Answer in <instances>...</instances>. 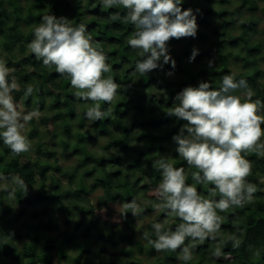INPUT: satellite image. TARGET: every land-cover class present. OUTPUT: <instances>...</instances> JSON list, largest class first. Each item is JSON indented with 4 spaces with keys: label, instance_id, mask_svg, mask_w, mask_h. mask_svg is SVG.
I'll use <instances>...</instances> for the list:
<instances>
[{
    "label": "trees",
    "instance_id": "1",
    "mask_svg": "<svg viewBox=\"0 0 264 264\" xmlns=\"http://www.w3.org/2000/svg\"><path fill=\"white\" fill-rule=\"evenodd\" d=\"M188 8L197 17L196 37L171 39L168 48L175 67L165 64L141 77L132 75L141 59L139 50L127 44L134 26L108 19L116 12L125 15L122 6L104 8L101 0H0V59L15 69L13 75L20 85L12 96L22 104L23 112L38 109L41 117H34L24 134L30 141L36 138L28 152L14 155L0 139V177H5L0 179V264H53L55 260L57 264H264V154H243L252 164L247 180L257 187L252 201L241 211L240 207L218 210L223 222L216 239L196 242L193 258L185 263L179 259L180 249L157 252L137 232L132 234L101 219L87 197L100 189L97 202L109 210L111 202L135 199L142 211L137 217L130 213L132 225L143 219L141 233L147 231L151 239H155V222L167 219L165 228L174 230L180 219L155 210L149 201L158 202L157 197L145 192L150 185H159L161 174L152 168V161L164 155L174 167L185 168L187 184L206 198H220L218 194L209 197L214 185L196 184L191 177L196 169L178 157L172 137L186 121L167 111L183 88L198 86L200 81L219 88L225 74L246 80L254 92L253 100L264 101V26L260 30L263 17L257 13H264V2L184 0L182 9ZM48 14L67 17L73 26L85 24L108 56L112 70L105 76L111 75L122 87L110 106L101 102L102 110L112 109L104 120L86 119L93 102L77 99L67 76L57 74L54 66H43L28 49L34 26ZM186 40L206 44L191 62L192 50ZM29 84L34 92L25 97ZM243 93L241 89L234 94L243 97ZM40 126L49 142L43 140ZM99 141L102 150L97 152L91 146ZM58 150L61 157L81 156L83 169L71 165L64 171ZM57 172L68 177L67 185ZM15 175L28 185L26 195L12 184L10 178ZM13 188L16 198L9 199ZM51 211L62 213V225L54 226L52 218L42 216ZM233 236L240 241L237 248ZM220 241L222 255L217 258L212 253Z\"/></svg>",
    "mask_w": 264,
    "mask_h": 264
},
{
    "label": "clouds",
    "instance_id": "2",
    "mask_svg": "<svg viewBox=\"0 0 264 264\" xmlns=\"http://www.w3.org/2000/svg\"><path fill=\"white\" fill-rule=\"evenodd\" d=\"M183 3L184 0H101L104 8L122 6L127 10L123 16L113 13L109 21L121 20L134 26L127 44L139 50L141 59L136 61L132 75L144 77L169 63L175 67L168 42L173 38H195L199 29L193 9H182ZM27 47L43 66H54L57 74L67 76L77 99L93 102L87 108L86 119L97 122L112 114L111 107L102 110L101 102L110 106L122 85L111 75L105 76L112 70L108 56L93 40L85 24L73 26L67 17L44 15L34 26L33 39ZM197 54L198 49L194 48L190 62ZM213 63L210 60L209 67ZM14 72V68L0 59V139L12 154L19 155L31 148V141L22 130L39 115V110L26 113L18 110L12 92L19 90L20 85ZM241 89L243 97L234 94ZM33 92L34 87L29 84L24 96H31ZM253 96L247 81L237 80L235 74H225L219 88H213L209 81H200L198 86H187L176 94V103L168 108L167 115L186 123L172 137L177 145L175 151L190 168L196 169L191 173L195 183L214 185L209 189V197L218 194L220 198H206L194 185L187 184L185 168L174 167L170 157L161 155L153 160L152 168L160 172L161 180L155 190L158 202L149 203L155 210H163L166 216L178 217L181 221L174 230L165 228L167 219L153 223L155 239L147 231L142 234L141 238L157 252L180 249L179 258L190 261L196 242L215 240L220 232L223 217L218 210L226 212L252 201L257 187L247 180L252 164L243 154H264V128L261 127L264 101L253 100ZM10 179L27 194L28 185L23 178L15 175ZM16 188L8 193L9 199L16 198ZM118 207L123 217L129 213L137 217L142 211L135 199L119 203ZM232 242L234 248L240 246L235 236ZM222 243H217L213 256L221 257Z\"/></svg>",
    "mask_w": 264,
    "mask_h": 264
},
{
    "label": "rangeland",
    "instance_id": "3",
    "mask_svg": "<svg viewBox=\"0 0 264 264\" xmlns=\"http://www.w3.org/2000/svg\"><path fill=\"white\" fill-rule=\"evenodd\" d=\"M260 5L263 4L264 0H258ZM258 15L259 16H262L263 17V21H261L260 23V30H263V26H264V13L262 11H257ZM261 33H263L262 31H260ZM187 45H189V49L193 51L194 48L198 49V53H200V51L204 50L206 44H203V43H192L190 42L189 40H186V43ZM201 68H204V66H202ZM18 105V110L20 111H24V107L22 106V104H20L19 102L15 101ZM36 118L38 120L41 119L40 117V112H39V115L36 116ZM53 123V122H52ZM29 126H30V123L28 122V124L26 125V127L22 130V133L23 134H26L28 129H29ZM40 129L42 131V136L44 137L43 140H47L48 141V137L47 135L45 134V131H44V126H40ZM79 129V126L76 125L75 126V130ZM46 137V139H45ZM34 141H36V138L33 137L31 139V142L32 144H34ZM49 142V141H48ZM92 149H94V151H97V152H100L102 150V145H101V142L99 141L98 144H95L93 146H91ZM32 154H34V150H32ZM58 154L60 155V157L62 156L61 155V150H58ZM106 154H109V151H106ZM44 157V156H43ZM64 157V156H63ZM61 157V160H60V164H62V168L63 170H68L67 168H69L71 165H80V170L83 169L84 167V163L83 161H81V156L79 155H72L70 157ZM82 168V169H81ZM54 172V171H53ZM62 178V183L67 185L68 183V177L67 176H64V175H61V173H58ZM74 184V183H73ZM158 186H152L150 185L149 188L145 191L146 194L148 196H156L157 197V194H156V189H157ZM101 190H95V191H92L91 193H89L87 195V197L90 199L91 203L95 205V212L97 213V216L101 217V219L103 220H108L110 223H112L113 225H115L116 227H118L119 229H126L128 230L130 233L134 234V232H137L136 233V236L138 234L137 237H142V230L144 229V224H145V221L143 219H137L134 223V225H132V222H131V214H127L126 217H123L121 216V209L118 207V204L119 203H122V202H111L110 203V206H111V210L108 209V207H106L105 205H99L97 200H98V195L100 194ZM36 206H40V202L38 204H36ZM239 211L241 210H244L243 207H240L238 209ZM252 212V210H251ZM42 216L44 217H47V218H52L53 219V225L55 226L56 223L62 225L63 224V216H62V213L58 211V213L56 211H51V213H48V214H43ZM52 227V228H55V227ZM53 233H57V230L54 231ZM96 249V245L94 247V250ZM73 252H75V249L73 250ZM181 255V254H180ZM149 257V256H148ZM180 257V256H179ZM152 258V257H150ZM180 259V258H179ZM199 258L197 257L195 259V261H198ZM183 263H185V261H182ZM147 264H149L148 261H146ZM53 264H57V260H55L53 262ZM179 264H181V262L179 261Z\"/></svg>",
    "mask_w": 264,
    "mask_h": 264
}]
</instances>
